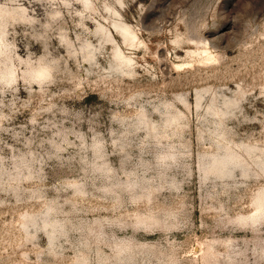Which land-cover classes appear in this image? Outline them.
I'll return each mask as SVG.
<instances>
[{"label": "rangeland", "instance_id": "rangeland-1", "mask_svg": "<svg viewBox=\"0 0 264 264\" xmlns=\"http://www.w3.org/2000/svg\"><path fill=\"white\" fill-rule=\"evenodd\" d=\"M0 264H264V0H0Z\"/></svg>", "mask_w": 264, "mask_h": 264}, {"label": "bare ground", "instance_id": "bare-ground-1", "mask_svg": "<svg viewBox=\"0 0 264 264\" xmlns=\"http://www.w3.org/2000/svg\"><path fill=\"white\" fill-rule=\"evenodd\" d=\"M228 167V166H227ZM222 174V173H221ZM224 174V173H223Z\"/></svg>", "mask_w": 264, "mask_h": 264}]
</instances>
